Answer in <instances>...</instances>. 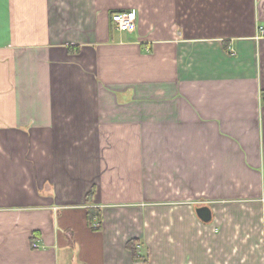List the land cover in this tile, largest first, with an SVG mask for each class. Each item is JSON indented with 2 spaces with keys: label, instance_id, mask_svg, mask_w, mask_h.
Instances as JSON below:
<instances>
[{
  "label": "crops",
  "instance_id": "0c3cea01",
  "mask_svg": "<svg viewBox=\"0 0 264 264\" xmlns=\"http://www.w3.org/2000/svg\"><path fill=\"white\" fill-rule=\"evenodd\" d=\"M0 264H264V0H0Z\"/></svg>",
  "mask_w": 264,
  "mask_h": 264
},
{
  "label": "built area",
  "instance_id": "2783aa9c",
  "mask_svg": "<svg viewBox=\"0 0 264 264\" xmlns=\"http://www.w3.org/2000/svg\"><path fill=\"white\" fill-rule=\"evenodd\" d=\"M112 22L115 30L119 32L131 33L134 32L137 25V17L133 12L116 13L112 16ZM263 31V28H260ZM38 245L35 246L37 248Z\"/></svg>",
  "mask_w": 264,
  "mask_h": 264
},
{
  "label": "trees",
  "instance_id": "16d2710c",
  "mask_svg": "<svg viewBox=\"0 0 264 264\" xmlns=\"http://www.w3.org/2000/svg\"><path fill=\"white\" fill-rule=\"evenodd\" d=\"M93 196H94V192L91 191L89 193V195L87 196V202L88 203L92 202ZM95 220L97 221V226H95V229L96 230H100L101 227H102V215L100 214V211L96 210V209L88 211V222H89V225L94 226ZM137 244H138L137 241H131L129 243V245H128L129 249L131 250V252L135 256V258H138Z\"/></svg>",
  "mask_w": 264,
  "mask_h": 264
},
{
  "label": "water",
  "instance_id": "95a60500",
  "mask_svg": "<svg viewBox=\"0 0 264 264\" xmlns=\"http://www.w3.org/2000/svg\"><path fill=\"white\" fill-rule=\"evenodd\" d=\"M197 215L199 216L201 221L205 223H210L212 221L211 210L207 207L197 209Z\"/></svg>",
  "mask_w": 264,
  "mask_h": 264
}]
</instances>
